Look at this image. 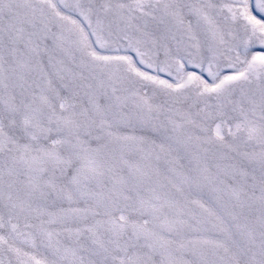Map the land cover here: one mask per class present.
Wrapping results in <instances>:
<instances>
[{
	"label": "snow or ice",
	"instance_id": "obj_1",
	"mask_svg": "<svg viewBox=\"0 0 264 264\" xmlns=\"http://www.w3.org/2000/svg\"><path fill=\"white\" fill-rule=\"evenodd\" d=\"M0 264H264V0H0Z\"/></svg>",
	"mask_w": 264,
	"mask_h": 264
}]
</instances>
